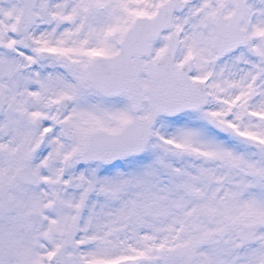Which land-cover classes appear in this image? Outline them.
<instances>
[{
	"label": "snow or ice",
	"instance_id": "6c2138e0",
	"mask_svg": "<svg viewBox=\"0 0 264 264\" xmlns=\"http://www.w3.org/2000/svg\"><path fill=\"white\" fill-rule=\"evenodd\" d=\"M0 264H264V0H0Z\"/></svg>",
	"mask_w": 264,
	"mask_h": 264
}]
</instances>
